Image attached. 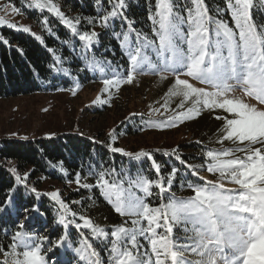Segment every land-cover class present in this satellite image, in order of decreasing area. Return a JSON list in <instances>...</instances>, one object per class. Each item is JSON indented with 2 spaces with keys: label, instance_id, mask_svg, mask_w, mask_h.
I'll list each match as a JSON object with an SVG mask.
<instances>
[{
  "label": "snow or ice",
  "instance_id": "1",
  "mask_svg": "<svg viewBox=\"0 0 264 264\" xmlns=\"http://www.w3.org/2000/svg\"><path fill=\"white\" fill-rule=\"evenodd\" d=\"M95 3L100 9L95 17L86 18L87 23L93 26L98 23L104 30L111 28L117 19L122 27L126 24L125 31L113 34L117 39L123 37L121 47L130 60L124 74L102 81L104 91L134 83L137 75L146 74V69L161 81L171 75L172 84L166 97L179 98L181 111L158 126L174 127L205 110L220 109L225 115L214 117L223 121L216 142L223 145L228 141L232 147L202 154L208 158L206 171L216 179L204 184L188 182L187 187L193 193L188 197L171 193L179 172L176 167L167 178L127 179V187L124 186L126 174L110 182L101 171L96 185H90L80 184L77 173V184L85 189L98 187L100 195L126 219L112 231L94 225L83 215L79 217L82 224L74 219L66 220L71 210L54 191L47 195L63 210L59 224L65 229L69 224H74L76 229H90L93 236L107 241L105 247L110 245V254L106 264H264V0H220L211 4L208 0H154L148 19L158 42L134 27V21L125 14L128 0H108L110 9H104L101 0ZM27 6L54 14L79 36L85 48L100 42V33L95 30L81 33L76 27L80 19L67 18L53 0H30ZM8 7L5 5L4 10ZM11 11L20 13L15 6ZM43 23L47 25V19ZM5 25L30 32V28L0 17V26ZM100 70L104 72V68ZM186 102L191 107L183 111ZM94 103L108 101L97 97ZM164 106L167 108V100ZM111 151L137 160L146 158L156 173L161 172V165L147 151L133 154L120 147H111ZM165 155H174L191 176H199V168L205 166L186 164L176 149ZM10 171L16 173L15 168ZM115 171L113 168L107 174ZM199 179L206 178L199 176ZM16 180L21 181V177L16 175ZM154 189H158L155 193L158 200L166 192L171 195L166 202L153 207L147 198L153 196ZM137 190L142 194H137ZM5 210L0 207V212ZM24 211L25 219H29L39 209ZM71 215L75 217L77 213ZM24 228L20 223L10 242L0 245V264H48L47 253L65 242V236L50 241L47 235H30ZM44 241L49 242L47 247L43 246ZM75 251L84 264H105L100 252L87 240Z\"/></svg>",
  "mask_w": 264,
  "mask_h": 264
},
{
  "label": "trees",
  "instance_id": "2",
  "mask_svg": "<svg viewBox=\"0 0 264 264\" xmlns=\"http://www.w3.org/2000/svg\"><path fill=\"white\" fill-rule=\"evenodd\" d=\"M0 1L20 9L30 28V32L25 33L7 26L0 27V99L33 93L68 91L73 87L77 88V84L79 87H85L90 83H99L104 79L122 75L129 68L130 60L126 50L121 47L123 37L117 39L113 34L125 31L126 24L122 27L121 21L117 19L111 28L104 30L98 23L95 26L87 23L86 18L95 17L100 9L95 0H53L67 18L80 19V24L76 27L81 33L95 30L101 34L100 42L91 48H85L79 36L74 35L54 14L46 9L41 11L29 8L26 4L30 3V0ZM208 2L219 3L220 0ZM152 3L154 0H128L129 6L125 14L134 21L137 30L147 34L150 39H157L158 42V38L152 34V23L148 19ZM101 4L104 9L111 8L108 0H101ZM227 17L225 16L226 21ZM45 19L48 21L47 25L43 23ZM132 35L134 37L135 34ZM101 68H104V72H101ZM145 73L152 77L158 76L147 69ZM120 104L109 110L101 111L103 105L100 109H95V114L104 117L107 113H112L113 119H118L115 120L117 123L112 132L106 133L107 119L102 120L101 126L96 125L93 128L98 141L72 132L55 133L56 135L45 138L0 139V207L6 209L0 212V245H7L11 236L19 230V224L23 223L24 231L30 235H47L50 241L65 236L64 244L53 248V251L45 256L48 264H83L79 261L75 249L81 247L85 240L92 242L89 237L91 230L76 229L74 224H69L65 229L59 224L63 210L47 195L54 188H49L48 192L42 189L44 182L58 185L57 192L71 210L66 214V220L74 219L76 223L82 224L83 221L79 217L83 215L90 218L94 225L105 231H112L126 218L114 211L100 195L98 187L85 189L80 184L96 185L98 174L104 171L105 179L110 182L113 179L119 180L122 174H126L124 186L127 187V179L138 176L151 180L167 178L171 169L176 167L179 172L171 186V193L178 197H188L193 193L188 189L187 183L200 181L192 180L191 175L175 156L165 155V152L171 153L176 149L186 164L198 166L205 164L207 157L202 154L208 150L232 147L226 141L223 145L216 142V134H219L222 126L220 123L223 121L214 118L217 114L203 111L198 117L185 120L177 127L189 137V141L160 152L146 149L161 165V172L156 173L151 167V161L146 158L137 160L132 156L111 151V147H120L134 153L139 146L145 144L139 137L147 131L149 123L153 120V117L147 114L115 118L116 113L123 114L124 109L117 107ZM166 128L168 132L172 130L169 126ZM122 140L124 143H121ZM12 168L16 169L15 174L10 171ZM113 168L115 173L108 175ZM77 173L81 178L80 184L75 182ZM16 175L21 177V181L16 180ZM212 177L216 178L213 174ZM33 188L36 192L32 191ZM153 192V196L147 198L153 207L166 202L167 197L171 195L166 192L163 199L158 200L155 194L158 189ZM74 201L79 203H73ZM25 208H38L39 212H33L29 219H25ZM71 212H76L77 215L73 217ZM42 243L44 247L49 244L48 241ZM106 248L109 247H105L104 251L98 250L103 261L107 259Z\"/></svg>",
  "mask_w": 264,
  "mask_h": 264
},
{
  "label": "rangeland",
  "instance_id": "3",
  "mask_svg": "<svg viewBox=\"0 0 264 264\" xmlns=\"http://www.w3.org/2000/svg\"><path fill=\"white\" fill-rule=\"evenodd\" d=\"M5 5L9 6L7 10H4ZM11 7L12 5L0 1V17L20 27H28V21L21 13H13ZM228 19L229 17H227ZM142 75H137L132 84H123L119 89L110 87L107 92L104 91L102 82H95L85 87H73L68 91H57L49 94L33 93L0 99V139L45 138L54 136L60 132H72L79 136H88L98 141L99 139L96 133L93 132V128L96 125L101 126L102 120L107 119L108 131H106L107 129L105 131L106 133L112 132L118 119H113L112 113H107L104 117L95 114V109H100V106L103 105L101 111L104 109L109 110L111 107H116L118 103H121L120 106L122 107H117L124 109L123 114L122 112H118L115 118L138 114H147L153 117V120L147 127V131L143 132L141 137H139L145 144L139 146L133 154L146 151L148 148L153 149L155 152L165 151V148L170 149L178 143L189 141V137L182 133L181 128H177L183 121L178 122L177 126H169L172 129L169 132L166 128L168 127L167 125L163 127L158 126L163 121H166L168 117L174 116L181 111L178 108L179 98L166 97L168 88L172 84V76L169 75L167 80L161 81L159 76L152 77L147 73ZM197 86L206 87V85L199 84ZM97 97L108 101V103H94ZM166 100L167 108L164 106ZM188 107H191L190 102H186L183 111H186ZM156 109H159V112L154 111ZM211 113H214V115H225L223 110L220 109L211 111ZM220 124L223 126V122ZM219 134H216L217 138ZM121 143H124L123 140ZM229 143L232 145L231 142ZM142 147L143 149H141ZM238 155L240 154L238 153ZM206 159L208 160V158ZM207 160L206 162L204 161L205 166L199 168V176H203L206 179L200 180L199 176H191L192 180L200 181L196 183L204 184L207 180L216 179L212 177L211 173L206 171ZM183 168L189 174V170L185 165H183ZM226 186L229 188L235 187L231 184H226ZM49 188H54L52 192H57L58 185L52 182H44L42 189L48 192ZM89 237L92 242L88 241V243H92L97 251L101 249L104 251L106 241L96 238L92 233H90ZM142 243L147 245L146 241ZM108 247L110 248V245ZM109 248H106L105 256L107 255V259L105 260V264L110 254ZM82 263L84 264V262Z\"/></svg>",
  "mask_w": 264,
  "mask_h": 264
}]
</instances>
